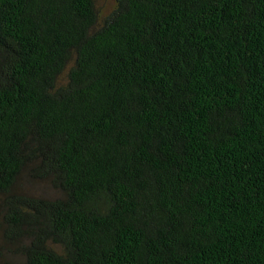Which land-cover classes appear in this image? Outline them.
<instances>
[{
	"label": "trees",
	"instance_id": "trees-1",
	"mask_svg": "<svg viewBox=\"0 0 264 264\" xmlns=\"http://www.w3.org/2000/svg\"><path fill=\"white\" fill-rule=\"evenodd\" d=\"M0 0V264H264V0Z\"/></svg>",
	"mask_w": 264,
	"mask_h": 264
},
{
	"label": "rangeland",
	"instance_id": "rangeland-1",
	"mask_svg": "<svg viewBox=\"0 0 264 264\" xmlns=\"http://www.w3.org/2000/svg\"><path fill=\"white\" fill-rule=\"evenodd\" d=\"M97 7L99 10V13L102 16H106L110 14L116 6L115 0H96ZM0 244H1V237H0Z\"/></svg>",
	"mask_w": 264,
	"mask_h": 264
}]
</instances>
